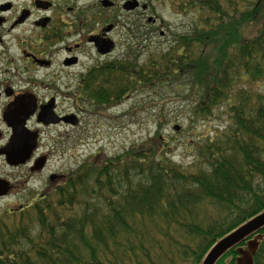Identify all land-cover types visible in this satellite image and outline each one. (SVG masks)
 <instances>
[{
	"label": "trees",
	"instance_id": "1",
	"mask_svg": "<svg viewBox=\"0 0 264 264\" xmlns=\"http://www.w3.org/2000/svg\"><path fill=\"white\" fill-rule=\"evenodd\" d=\"M172 4L192 12L194 26L141 60L108 63L83 99L103 112L139 89L175 84L179 99L191 97V123L208 125L224 105L223 124L199 137L188 165L172 158L158 122L142 143L99 151L29 203L2 210L0 264H201L218 240L264 212V86L256 88L264 0ZM256 235L253 264H264V226L214 264H235Z\"/></svg>",
	"mask_w": 264,
	"mask_h": 264
},
{
	"label": "flooded vegetation",
	"instance_id": "2",
	"mask_svg": "<svg viewBox=\"0 0 264 264\" xmlns=\"http://www.w3.org/2000/svg\"><path fill=\"white\" fill-rule=\"evenodd\" d=\"M141 1L0 0V159L6 166L26 167L33 179L48 160V153L41 152L47 148L41 142L43 129L80 124L76 114L59 108L65 101L59 89L73 84L78 91L90 88L105 79L108 63L124 61L106 57L123 35L133 34L139 22L134 13L154 6L151 0ZM149 23L154 32L155 22ZM72 98L74 105L79 102L76 93ZM69 115L65 121H53ZM9 148L22 150L10 156L4 153ZM28 148L33 149L25 159ZM62 175L51 173L48 182ZM7 176L0 196L14 187L26 192L27 175L20 171Z\"/></svg>",
	"mask_w": 264,
	"mask_h": 264
},
{
	"label": "rangeland",
	"instance_id": "3",
	"mask_svg": "<svg viewBox=\"0 0 264 264\" xmlns=\"http://www.w3.org/2000/svg\"><path fill=\"white\" fill-rule=\"evenodd\" d=\"M90 2L95 0H89ZM121 0H116L119 4ZM141 1V0H140ZM154 5L150 10L140 8L139 22L133 34H125L118 44L114 53L106 57L107 60L122 59L132 61L143 59L149 51H158L165 47L173 37V33L186 32L194 26L192 12L182 14L175 10L173 0H151ZM142 3V1H141ZM129 13L124 12V16ZM152 17L151 21H147ZM155 31L150 27L152 20ZM159 20L162 21L160 25ZM162 32L163 35L161 36ZM112 62V61H111ZM256 88L264 86V82H257ZM65 96L59 108L64 113L76 114L80 124L78 125H54L44 128L41 142L47 147L41 152L48 153L45 166L40 168L29 179L30 172L26 167L10 168L0 159V185L8 180L9 173L22 172L23 177L27 175L26 192H20L17 187L11 189L10 193L0 196V213L6 208H17L29 203L38 192L49 187L48 177L51 173L65 174L76 169L86 158L93 157L99 152L102 156H114L122 151L136 146L145 139L152 137L161 122V134L171 146V155L174 160L188 165L194 156L192 150L195 143L200 139L211 136L214 128H219L225 120L224 108H215L213 118L205 121L191 123L189 105L191 97H177V86L175 84H164L159 87H148L129 93L125 101L100 112L93 113L94 106L88 100L83 99V90L77 89L75 84L70 87L63 86L59 89ZM181 91V90H180ZM69 93V95H68ZM77 94L79 102H72V97ZM77 98V99H78ZM222 111V112H221ZM221 112V113H220ZM181 125L176 131L173 125ZM59 131H63L60 133ZM160 133L158 135L161 136ZM68 145V148H63Z\"/></svg>",
	"mask_w": 264,
	"mask_h": 264
},
{
	"label": "water",
	"instance_id": "4",
	"mask_svg": "<svg viewBox=\"0 0 264 264\" xmlns=\"http://www.w3.org/2000/svg\"><path fill=\"white\" fill-rule=\"evenodd\" d=\"M110 49L111 46L109 45L105 51H109ZM70 116L56 118L53 121L55 122L59 120L65 121ZM16 129H20V125H17ZM173 129L178 131L180 130V126L175 124L173 125ZM32 149L33 148L27 149L28 154L25 156V159L30 156V152L32 151ZM21 150H22L21 148H9V151L8 152L5 151L4 153L9 154L10 156L11 155L16 156L20 154ZM8 161H10L9 158ZM0 187H5L3 182L1 183ZM3 193L4 190L0 192V194ZM263 226H264V212L262 211L251 217L249 220H247L246 222L235 228L230 233L223 236L220 240H218L212 246V248L207 252L201 264H214L215 261L225 253L226 250L238 244L241 240H243L244 238H246L247 236L257 231L259 228ZM260 237H261L260 235L254 236L253 239L248 241V247L245 250L239 249L240 256H238V258L236 259L235 264H253V258H254L253 256L257 250L258 240L260 239Z\"/></svg>",
	"mask_w": 264,
	"mask_h": 264
}]
</instances>
